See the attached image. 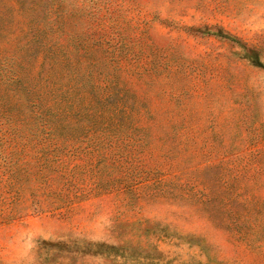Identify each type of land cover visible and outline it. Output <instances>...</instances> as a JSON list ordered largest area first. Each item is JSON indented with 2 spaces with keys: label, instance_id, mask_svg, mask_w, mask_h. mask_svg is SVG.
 Instances as JSON below:
<instances>
[{
  "label": "rangeland",
  "instance_id": "1",
  "mask_svg": "<svg viewBox=\"0 0 264 264\" xmlns=\"http://www.w3.org/2000/svg\"><path fill=\"white\" fill-rule=\"evenodd\" d=\"M0 264H264V0H0Z\"/></svg>",
  "mask_w": 264,
  "mask_h": 264
}]
</instances>
